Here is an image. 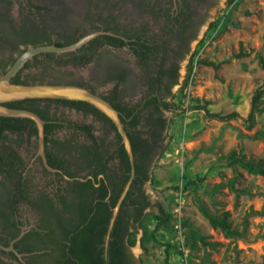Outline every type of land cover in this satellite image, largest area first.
<instances>
[{"label":"flooded vegetation","instance_id":"flooded-vegetation-1","mask_svg":"<svg viewBox=\"0 0 264 264\" xmlns=\"http://www.w3.org/2000/svg\"><path fill=\"white\" fill-rule=\"evenodd\" d=\"M105 1L108 3L103 4ZM192 5V0H0V28L12 27L15 33L46 44L42 46L63 44L56 47L70 46L93 32L110 33L70 53L36 55L16 75L20 72L29 84L76 85L102 98L113 97L116 89L118 100L136 107L134 115L140 109L154 111L157 104L163 117L166 111L162 105L169 99L164 95L179 85V63L185 60L199 29ZM123 8L144 15L146 21L117 22V13ZM109 14L117 32L106 31L102 25ZM124 33H136L150 48L139 54ZM16 36L12 33L0 41L5 51L17 47ZM28 48L32 46L25 50ZM119 55L125 58L126 66ZM71 71L74 75L84 71L103 90L97 92ZM175 76L177 83L173 84ZM126 92L135 93L137 100L128 101ZM64 101L43 102V106L48 104V119L38 115L44 121L45 162L38 154L34 123L0 126V246L15 250L0 248V264H55L61 226L77 224L72 213L78 200L75 182L91 181L99 188L102 181L109 192L122 183L118 158L122 141L113 124L69 104L80 101ZM131 119L122 120L127 132L134 129ZM100 164L104 172L92 176L91 170H99Z\"/></svg>","mask_w":264,"mask_h":264},{"label":"rangeland","instance_id":"rangeland-1","mask_svg":"<svg viewBox=\"0 0 264 264\" xmlns=\"http://www.w3.org/2000/svg\"><path fill=\"white\" fill-rule=\"evenodd\" d=\"M192 4L199 29L179 63V85L167 99L175 110L163 113V141L144 184L150 208L132 230L129 251L139 264H165L166 250L170 264L262 263L264 178L232 165L228 156L234 151L248 161H264V142L252 138L264 133V112L252 128L245 122L257 90L263 92L264 110V71L257 59L259 55L264 60V0H192ZM117 18L128 24L146 21L129 8L118 12ZM119 58L126 66L125 58ZM73 77L97 92L103 90L84 71ZM125 97L137 100L133 92H126ZM233 112L238 115L233 120L208 117ZM198 178L202 182L188 184ZM230 183L249 194L237 198ZM157 204L165 215H160ZM200 205L213 216L228 212L232 227L239 232L246 223L245 234L226 238L209 225Z\"/></svg>","mask_w":264,"mask_h":264},{"label":"trees","instance_id":"trees-1","mask_svg":"<svg viewBox=\"0 0 264 264\" xmlns=\"http://www.w3.org/2000/svg\"><path fill=\"white\" fill-rule=\"evenodd\" d=\"M107 3V1L103 2V4ZM95 8L97 7L95 6ZM109 18H112L110 14L104 20H102L104 29L106 31L117 32L118 27H112L114 22H112L113 20L109 21ZM211 26L215 27L216 23H212ZM13 29L14 28L12 27L8 29H5V27L0 28V41L10 38L12 33L17 35V47L5 51V47L0 45V76L9 69L15 59L28 46L33 47L46 45L39 43L36 40L28 39L27 35L22 36L21 33H15ZM124 35L130 40V44L133 46L134 50H136V47L140 50L139 54L143 55V53L146 52L145 50L150 48L146 45V42L142 40L141 37L136 33L133 35L124 33ZM107 39L111 40L110 37H107ZM117 42L122 44L120 40H117ZM54 45L63 46V44L60 43H56ZM20 46L23 47L20 48ZM5 53L9 54L7 58L3 56ZM139 54L137 55L139 56ZM257 59L259 67L264 71V60L259 55L257 56ZM175 68L177 67L175 66ZM160 70L161 72L163 71L162 65L160 66ZM190 71L191 68L189 69L188 74H190ZM27 80V78H22L19 72L11 79V82L14 84L27 85L29 84ZM176 83L177 79L175 76L173 79V84ZM156 87L157 90H159L160 83ZM114 92L115 95H113V97H104L103 99L108 101L115 110L121 112L127 119L132 118L130 120V125L132 128H134L133 131L127 132V130H125L131 142L134 156L135 177L130 185L129 191L120 205L118 214H116L117 217L110 233V239L108 241L106 253L104 246L105 237L112 216L111 214L130 176V165L123 145L120 146L118 153V158L121 161V168L123 171L122 183L119 187L115 185L112 191L109 192L102 181L100 182L99 188L94 187L91 181H87L85 183L75 182L74 185L78 200L76 201L74 210L72 209V213L77 219V224L72 226L69 223L67 225L61 226V232L59 233L61 239V244L59 247L60 251L58 258L54 259L55 264H139V262L133 258L129 251V246H132L133 243L129 244L128 241L133 228L136 226L138 227L142 223L145 211L150 208L148 197L145 195L144 184H146L150 179V168L154 158L156 157L158 148L163 141L166 120L162 117L159 105L157 104L154 111H143V109H140L134 115L133 113L136 107H131L128 104L118 100L116 89ZM262 94L263 92L261 90H257L252 97L251 108L245 119L249 129L255 125L257 116L264 112V110L261 108ZM164 96L171 98L172 92L168 91ZM43 102L48 103L52 102V100H20L5 103L4 106L16 109H28L29 111L39 115L43 120H47L48 104L43 106ZM64 102L68 103L69 101ZM69 104L77 105L84 109L86 108L88 112L93 113L95 116L99 117L101 120L112 126L110 120L92 105H89L85 102H69ZM162 106L163 110L165 111L175 110L174 105L169 102H164ZM208 117L218 121H228L236 119L238 115L237 113L233 112L227 115L209 114ZM23 121L34 123L33 121L25 118L0 117V126L4 128L7 125H11L12 123H19ZM117 138L121 140L119 135ZM252 138L264 142V133L257 132ZM87 155L89 156L90 153L87 152ZM92 156L95 158L98 157L96 154H93ZM228 158L232 165L239 166L248 174L258 175L264 178L263 160L248 161L243 155L239 156L234 151L229 154ZM104 170V165L100 164L99 170L93 169L91 170L90 174L95 177L98 172H104ZM73 175L74 174H70L69 176ZM202 180L203 178H198L195 181H188V184L197 185L198 183L202 182ZM229 188L237 198L241 195L249 194L246 190L237 189L233 183L229 184ZM156 206L159 209L160 215H165L161 206L159 204ZM199 209L202 215L207 219L209 225L213 229L219 230L226 238L242 237L245 234L247 224H243L242 231H237L232 227V224L229 221L228 212H225L220 216H213L202 205H200ZM260 215L264 216V212H261ZM165 264H170L168 250L165 251ZM258 264H264V262Z\"/></svg>","mask_w":264,"mask_h":264},{"label":"water","instance_id":"water-1","mask_svg":"<svg viewBox=\"0 0 264 264\" xmlns=\"http://www.w3.org/2000/svg\"><path fill=\"white\" fill-rule=\"evenodd\" d=\"M100 35H111L105 32H93L80 38L70 46L56 47V46H40L32 47L21 53L11 67L0 76V117H12V118H25L34 122L37 128V140H38V154L41 156L43 162L44 158V121L34 112L26 109H16L4 106L5 103L20 101V100H65V101H80L92 105L102 114H104L110 122L113 124L116 132L120 135L122 145L125 149L130 165V176L119 196L115 208L113 209L112 216L107 228L105 237V253L107 250L108 241L110 239V233L117 217L120 205L130 189V185L135 177L134 156L132 152L131 142L124 129L122 120H126L125 116L119 111L115 110L112 105L103 99L101 96L90 92L89 90L69 84H14L11 79L16 73L21 70L26 62L36 55L44 53H66L72 52L86 44L91 39ZM47 169L53 171L51 168ZM1 249L15 251L12 246ZM106 258V254H105Z\"/></svg>","mask_w":264,"mask_h":264}]
</instances>
